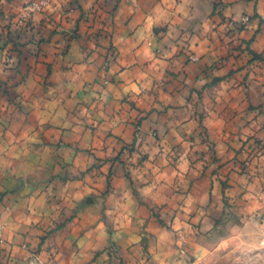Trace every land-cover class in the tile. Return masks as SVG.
Listing matches in <instances>:
<instances>
[{
  "label": "crops",
  "instance_id": "1",
  "mask_svg": "<svg viewBox=\"0 0 264 264\" xmlns=\"http://www.w3.org/2000/svg\"><path fill=\"white\" fill-rule=\"evenodd\" d=\"M30 1L0 0L4 264H179L158 213L217 212L224 180L255 203L234 190L264 181V0H50L22 18Z\"/></svg>",
  "mask_w": 264,
  "mask_h": 264
},
{
  "label": "rangeland",
  "instance_id": "2",
  "mask_svg": "<svg viewBox=\"0 0 264 264\" xmlns=\"http://www.w3.org/2000/svg\"><path fill=\"white\" fill-rule=\"evenodd\" d=\"M238 29L239 27H234L229 31L236 33ZM239 50H242L241 46L233 48V51ZM258 57L264 60V56L255 54V58ZM233 72L226 76H216L213 79L214 84L219 85L229 78L228 76H232ZM239 81L243 82L241 78ZM236 84L237 82H234V85ZM200 128L203 134L207 133L205 126ZM261 131L264 135V127ZM257 148L255 155L260 154L261 149L259 146ZM187 159L188 163L195 164L201 157L188 155ZM174 160H179V157H174ZM233 170L237 176L251 174L244 159L240 160ZM223 177L227 178L229 174L223 173ZM131 181L134 180L131 178ZM227 181H223L225 190L231 186ZM175 182H178L177 179ZM179 184L182 185L183 182L180 181ZM250 186V183L244 182L241 189L234 190L236 193L243 191L251 193V195L248 194L249 198H246V201L252 199L255 203L250 207H246L243 202L231 196L229 190L227 192L224 190L221 203L216 207L217 212L213 210L210 213L208 209L202 210V218H196L193 211L186 210L185 214L179 217L180 221L175 222L177 215H171L168 219L160 218L161 215L158 213L159 223L175 232L177 260H181L179 264H264V181L262 180V183L256 186ZM183 193H187V188ZM203 216H210L217 221L215 226L207 232L201 230ZM202 234L205 235L202 239L194 238Z\"/></svg>",
  "mask_w": 264,
  "mask_h": 264
},
{
  "label": "built area",
  "instance_id": "3",
  "mask_svg": "<svg viewBox=\"0 0 264 264\" xmlns=\"http://www.w3.org/2000/svg\"><path fill=\"white\" fill-rule=\"evenodd\" d=\"M50 0H32L25 6V11L21 15L22 18H28L34 13H42L44 9L48 6ZM250 20L249 15H244L241 17V23L246 25ZM197 57H193V60H196ZM1 231V227H0ZM0 264H4V261L1 259L0 253ZM27 264H39L36 259H30Z\"/></svg>",
  "mask_w": 264,
  "mask_h": 264
}]
</instances>
